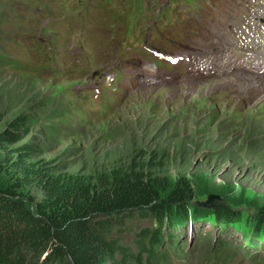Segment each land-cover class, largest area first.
<instances>
[{
  "label": "trees",
  "instance_id": "obj_1",
  "mask_svg": "<svg viewBox=\"0 0 264 264\" xmlns=\"http://www.w3.org/2000/svg\"><path fill=\"white\" fill-rule=\"evenodd\" d=\"M61 100L47 96L12 113L0 108V264H163L165 244L173 246L176 231L199 220L190 204L195 181L173 169L188 148L185 138L173 147L147 143L161 139L167 124L155 127V136L129 138L118 151L73 166L64 155L46 157L45 148L63 143L57 126L68 109ZM38 114L47 124L41 133L33 128ZM221 120L213 137L226 144L231 127ZM136 122L147 127L144 119ZM119 132L113 127L104 142ZM196 134L193 139L211 133ZM251 136L242 143L243 153L256 149L264 155V132ZM205 139L210 140L198 138ZM30 187L39 190L40 199ZM213 212L216 220L234 216L225 207ZM253 220L252 232L262 234L264 208Z\"/></svg>",
  "mask_w": 264,
  "mask_h": 264
},
{
  "label": "rangeland",
  "instance_id": "obj_2",
  "mask_svg": "<svg viewBox=\"0 0 264 264\" xmlns=\"http://www.w3.org/2000/svg\"><path fill=\"white\" fill-rule=\"evenodd\" d=\"M1 1L4 2L5 0ZM42 1L45 3L46 0ZM53 1L51 0V6L55 7ZM61 1L65 12L70 16L84 15L86 6L92 10L91 13L99 15L105 14L101 9L116 10L107 4V0H89L90 3L83 4L79 3L82 0H75L74 6H70L68 0ZM130 1L133 3V8L125 11L126 17L123 18L125 20L123 29L129 36L133 33V25H135L136 20H141L142 22L155 20L145 10V5L140 0ZM218 2L220 5L222 0H218ZM14 7L17 8L13 10ZM221 9L225 10L223 7L219 8V10ZM0 10L6 12L7 20L2 25L9 40V42L4 44L6 51L28 65H36L44 61L48 56L46 57V54H38L35 51L37 49L36 42L45 39L40 30V27L47 21L44 19L45 17H38L40 23L36 27L33 26L32 21L28 20L29 15H27L26 9L22 5L6 1ZM43 12L42 8H37V13L43 14ZM58 16L56 15L55 18ZM106 16L109 17L107 14ZM219 16L221 24L225 26V12L220 11ZM96 24L99 25L98 19ZM216 26H210L205 29V32L212 33L215 31L214 27ZM43 33L49 34L50 29L45 27ZM224 33L227 36L229 35L226 30H224ZM63 37V34H61L58 35L57 39L62 40ZM10 39L17 40L18 49L13 48V45L10 44ZM83 50V54H80L83 61L86 59L96 60L100 51L98 41L91 39L90 44L84 47ZM57 51L58 48H54L52 53V56H56L53 59L55 63H61L63 60L68 67H79L76 64L71 65L69 63L71 60L79 61L78 56L74 54L65 56L62 55L63 53L65 54L64 51L60 52L62 54H57ZM89 69L99 73L100 64L92 61ZM8 73L14 75L12 70H8ZM58 74L57 77H60L61 74ZM40 76L45 79L1 75L0 108L2 111L12 113L22 107L27 108L38 102V99L47 96L59 99L62 91L66 92L73 87H83L85 85L79 79L66 78H62L64 81L56 80L59 83L63 82V84H56L48 79L53 78V74L50 71H44ZM225 84H228L226 78L180 87L179 89H182V91H179V99L175 103H169L166 100V94L170 89L162 88L156 91L146 88L140 90L113 115V118L94 127L83 139L65 141L60 146L45 148L46 157L61 158L64 155L63 157L67 164L73 166L87 165L88 159L99 160L107 151L108 153L118 151L123 144L130 141L129 138L139 139V137L142 138L148 134L149 136L151 134L155 136V127L161 128L168 124V129L161 139L156 136L154 139L149 140L150 138L147 137V140H149L147 143L152 142L156 146L168 145L173 147L176 145V140L185 138V147L187 148L188 146L186 152L179 160L177 159V161L173 162V169L180 170V173L185 172L186 176L195 181L194 198L190 201V204H193L192 207L197 209L199 220L192 222L191 225L188 223L184 230L179 228L175 234L178 236L182 232L183 237H179L178 243L185 247L184 252L187 250L188 244L192 245L200 240L198 235H203L207 240L202 241L199 250L204 251L206 249L205 245L207 244L208 248L210 242L215 240L226 241L225 247L230 250L227 251L228 256H232V258L225 264H253L255 259H259L258 264H264V229L262 234L255 235L252 232V226H250V223L253 224V218L257 216L258 210L264 208V155H261V152H258L259 154L254 153L256 151L254 149L253 154L249 156L244 154L241 149L243 142L246 143L248 139H252L253 136L251 135L264 132V97L254 103L255 105L252 104L242 108L233 102H229L228 105L224 106L222 104L216 105L214 102L222 96L220 88ZM189 86L191 89H195L192 95H187L185 91ZM61 101L66 104L64 98ZM154 101H157L159 107L156 111L151 109V104ZM217 102L219 103L220 100ZM75 111L78 115L86 112L82 105H76ZM42 117V114H38L33 127L34 132L41 133L42 125H47L43 124ZM139 119L145 120L147 132L145 129L138 127V122H136V125L133 123ZM221 119L224 120V124L226 123L231 127L232 138L226 139V144L219 141V138L213 137L215 129L219 126L218 121H222ZM141 125L144 126V124ZM115 126L120 128L119 133L121 134L116 136L117 132L116 134L112 133L114 136L112 138H115V140H108L105 143L104 141L109 138L107 136L109 133L106 132ZM201 129L211 134H202L200 137L193 139L192 134L194 133L195 135L196 132L199 134ZM173 130H176V132ZM189 137H192V139H188ZM205 137L210 140H198V138L204 139ZM168 176L174 181V170H171ZM29 191L36 199L41 198L38 189L30 187ZM215 206L225 207L234 216L231 219L222 216L216 220L213 212ZM165 245L167 246V243ZM248 247H252V249L255 247L256 249L248 251ZM158 254H160V251H158ZM167 254L166 251L165 256ZM171 254L176 264H182L184 261L183 254L175 248H172ZM197 257V255L192 256L189 259L190 264H198Z\"/></svg>",
  "mask_w": 264,
  "mask_h": 264
},
{
  "label": "bare ground",
  "instance_id": "obj_3",
  "mask_svg": "<svg viewBox=\"0 0 264 264\" xmlns=\"http://www.w3.org/2000/svg\"><path fill=\"white\" fill-rule=\"evenodd\" d=\"M179 217V216H178ZM189 218V217H188ZM187 220V219H186ZM204 221V220H203ZM179 225V224H178ZM203 225V224H202ZM212 225V224H211ZM228 225V224H227ZM194 226V225H193ZM219 226V225H218ZM223 227H224V225H223ZM228 227V226H227ZM196 228V227H195ZM217 228V227H216ZM232 228V227H231ZM225 229V228H224ZM230 229V228H229ZM251 233V232H250ZM256 233V232H255ZM230 234V233H229ZM228 234V235H229ZM242 236V235H241ZM251 236V235H250ZM224 238V237H223ZM231 238H233V237H231ZM240 238V237H239ZM246 238V237H245ZM228 240V239H227ZM245 240V239H244ZM249 240V239H248ZM256 240V239H255ZM197 241V240H196ZM257 241V240H256ZM259 242V241H258ZM241 243H242V241H241ZM251 243V242H250ZM245 244V243H244ZM234 245V244H233ZM258 250V249H257ZM251 252V251H250ZM255 254V253H254ZM236 255H237V253H236ZM261 256V255H260ZM254 257V256H253Z\"/></svg>",
  "mask_w": 264,
  "mask_h": 264
},
{
  "label": "clouds",
  "instance_id": "obj_4",
  "mask_svg": "<svg viewBox=\"0 0 264 264\" xmlns=\"http://www.w3.org/2000/svg\"><path fill=\"white\" fill-rule=\"evenodd\" d=\"M153 70H155V69H153ZM155 82H156V81H154V80H153V81H149V83H155Z\"/></svg>",
  "mask_w": 264,
  "mask_h": 264
}]
</instances>
